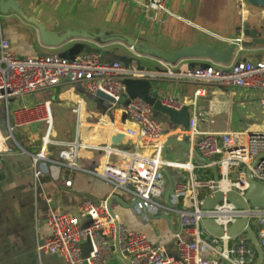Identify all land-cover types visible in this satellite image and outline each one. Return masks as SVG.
<instances>
[{
    "label": "built area",
    "instance_id": "1",
    "mask_svg": "<svg viewBox=\"0 0 264 264\" xmlns=\"http://www.w3.org/2000/svg\"><path fill=\"white\" fill-rule=\"evenodd\" d=\"M168 1L141 0V5L151 18L153 12L167 11ZM163 64L166 67L164 76L169 79L259 93L258 102L264 108V59L248 61L236 57L228 64L211 60L178 71L179 64ZM157 76L134 63L103 61L98 52L72 57L58 54L19 56L0 29V107L4 108L7 117L6 127L0 124V155L12 150L11 141L17 144L15 131L18 128L46 123L47 131L41 149L31 154L37 180L43 174L46 161H49L46 155L49 145L57 144L50 138L53 124L50 102H24L13 107V100L68 82L81 85L89 94L103 91L118 104L125 95L124 79H153ZM202 91H196L189 129L177 126L170 135L188 136L196 151L211 162L209 165L203 164V167H217L220 175L218 182L214 178L201 180L195 174L193 164H178L188 169L190 176L173 185L167 197L169 189L165 169L171 163L163 159L162 155L169 135L163 124L154 117L152 107L139 98L125 105L126 113L135 124L134 128L126 131L135 140L134 149L124 151L104 147L109 159L98 172L113 185L130 193V203L137 213L146 218L165 216L171 221L173 217L178 218L187 238L176 235L177 257L168 255L163 248L153 246L147 235L123 226L111 214L106 200L82 201L79 210L88 219V223L83 224L77 216L52 207V198L44 193L42 198L48 204L45 220L50 236L37 244V252L59 255L65 264H83L80 244L90 240L92 251L86 259L88 264H106L117 256V247L129 264H256L258 255L252 251L253 242L247 231L236 237L228 236L226 231L238 219H248L264 251V208L249 205L247 209H239L226 198L212 210H204L202 205L216 188L224 193L235 190L244 196L249 188L248 168L254 180L264 183V128L255 131L202 130L201 121L208 119L197 108V98L202 95ZM162 102L176 110L185 106L174 95L164 97ZM58 144L65 148L60 151L59 159L51 162L74 170L80 169L78 150L82 145L78 141ZM40 163L42 167H39ZM65 185L71 186L72 181L66 180ZM204 218L214 219L225 230L224 235L215 237L207 232L202 225Z\"/></svg>",
    "mask_w": 264,
    "mask_h": 264
},
{
    "label": "crops",
    "instance_id": "2",
    "mask_svg": "<svg viewBox=\"0 0 264 264\" xmlns=\"http://www.w3.org/2000/svg\"><path fill=\"white\" fill-rule=\"evenodd\" d=\"M17 1L28 15L34 16L52 30L101 29L125 33L138 40L146 37L149 32L152 36H157L163 31V26L168 19L173 17L183 19L181 11L189 6L200 4L199 1L193 0H169L167 11L151 13V19L144 11L141 0H105L100 6L103 10L100 21L108 26L105 27L92 19L85 20L83 17H78L77 24H74L71 20L67 22L64 18L57 16L60 10L65 9L67 15L73 16L76 10L78 14L84 6V0ZM176 4H179V12L175 9ZM188 22L191 23L190 20ZM115 25H119L120 28H116ZM0 29L19 56L37 57L58 54L72 57L76 54L98 52L85 51L87 48L96 46L107 57L106 60L125 58L127 61H132L141 69L158 75L150 81L152 87L159 91L161 99L174 95L189 106L190 111L194 107L196 91L202 89V95L197 98V108L208 116L206 121H201L202 130L243 131L250 130L253 124H256L259 129L264 128V123H255L253 116L248 115L249 112L260 111V114L264 116V108L258 102L259 93L215 84L166 78L164 76L166 67L163 63L155 59L139 57L121 44L100 47L88 41H73L60 48H47L41 44L37 28L13 11L7 14L1 13ZM220 41L226 42L225 39ZM215 47H223V45ZM249 58L251 59H247L248 61L261 60ZM207 62L183 61L179 63L176 71L183 67H193ZM45 101L50 102L53 118L50 138L57 144H50L48 147L46 155L49 161H46L43 174L36 180L31 154H36L41 149L43 137L47 131L46 123H35L18 128L15 131V136L18 137V139L15 137L17 144L13 146L11 143L12 150L0 155V264H65L64 259L59 255L37 252V244L50 236V229L45 220L48 204L42 198L43 193L52 198V207L77 216L83 224L88 223V219L79 210L83 200L108 202L112 199L113 212L123 226L147 235L153 246L163 248L168 255L177 257L176 235L181 234L187 238L180 227L178 218L173 217L171 223L164 219V216H160L159 220L153 217L146 218L133 209L129 198L131 195L126 189L113 185L98 174L109 159L104 147L109 146L124 151L134 149L135 140L127 135L126 131L134 128L135 124L125 111L126 104L109 103L96 95L87 93L77 83L65 82L24 98L15 99L12 106L24 102L38 104ZM228 104L230 108L233 106L242 108L236 117L232 114V108L228 114L226 107ZM154 117L159 122L164 118L170 123L166 115H162L161 119H158L155 114ZM240 118H246L244 126L242 124L237 126L235 123ZM55 121L58 122V131L55 133L57 137L52 138ZM175 128L177 126L172 124L171 128L165 129L169 135L166 140V144L169 143L166 159L171 163L165 169L167 189L185 181L190 176V171L178 164H193L195 174L200 179L208 176L209 179L214 178L210 177L208 169L203 167L204 163L196 156L195 146L192 145L188 136L170 135ZM117 134L122 135L118 141L115 139ZM73 141H78L82 145L78 150L80 169L74 170L51 162L57 161L60 151L65 148L58 144L59 142ZM42 166L43 164L40 163L39 167ZM66 180H71L72 185L66 186Z\"/></svg>",
    "mask_w": 264,
    "mask_h": 264
},
{
    "label": "water",
    "instance_id": "3",
    "mask_svg": "<svg viewBox=\"0 0 264 264\" xmlns=\"http://www.w3.org/2000/svg\"><path fill=\"white\" fill-rule=\"evenodd\" d=\"M251 6L262 8L264 10V0H245ZM13 11L19 14L25 21L35 26L38 30L40 42L47 48H60L73 41H88L94 43L100 47H105L114 44H121L130 50H132L139 57H146L160 61L161 63L176 65L183 61L188 60H202V61H216L224 64H228L233 61L238 53L244 48L250 46H264V37L257 28H252L249 22H245L243 27V36L249 40L233 39L227 46L214 47L208 44H193L179 47L177 49H165L157 45L138 40L128 34L114 31H105L101 29H72L65 30H52L45 24L40 22L34 16L28 15L21 7L17 0H0V13L7 14ZM125 85V95L120 99V104H128L131 100L142 99L146 101L153 109L155 113L166 115L170 123L176 126H181L184 129H189L191 111L189 106L185 105L182 109L176 110L163 104L160 98L159 91L152 87L150 79L147 78H126L123 81ZM100 99H103L109 103L117 104L116 100L109 94L98 91L95 94ZM122 138L121 134L115 136L116 141ZM169 143L164 147L163 159H166L167 149ZM196 156L206 165L211 162L202 157L200 153L195 151ZM257 160L252 164L255 166ZM210 169L213 172V177L216 182L219 181L220 175L218 169L214 165H210ZM249 188L244 196H241L237 191L230 190L224 193L220 189L216 188L215 191L208 195L202 208L204 210L214 209L220 202L226 198L229 202L233 203L239 209H247L249 205L256 208H264V183H260L254 180L251 176V169H247ZM172 188V187H171ZM167 197H169L170 190ZM110 199L108 206L111 214L115 216L111 207ZM170 223L169 217H165ZM202 225L211 235L215 237H222L225 233L223 227H221L214 219L204 218ZM243 231H247L253 242L252 251L258 255V262L256 264H262L264 259V251L260 244L258 236L251 228L248 219L241 218L235 221L226 231L230 237H236ZM82 250V257L84 259L83 264H88L86 259L90 256L92 246L90 240H87L80 244ZM117 256L106 264H129V261L123 258L121 251L117 247Z\"/></svg>",
    "mask_w": 264,
    "mask_h": 264
},
{
    "label": "rangeland",
    "instance_id": "4",
    "mask_svg": "<svg viewBox=\"0 0 264 264\" xmlns=\"http://www.w3.org/2000/svg\"><path fill=\"white\" fill-rule=\"evenodd\" d=\"M193 1H199L200 4L189 6L185 10L181 11L180 14L183 16V19H177V17L170 18L165 22L162 29L163 31L160 34L152 36L149 32L148 35L143 38L144 40H140H143L144 42H146L145 40L150 41L151 43H155L159 47L165 49H177L182 46L193 44H208L214 47L217 45H223L224 47L227 46L233 39L240 38L243 40H249L243 36V30L240 29L243 27L245 22H249L252 28H257L264 37V10L262 8L251 6L245 0ZM104 2L105 0H84V6L82 10L78 9V11L80 10L78 14L76 10V13L73 16L67 15L65 9L60 10L57 16L64 18V21L67 22L71 20L74 24H77V20H79L78 17H83L85 20L92 19L96 23L99 22L103 24L102 21H100L103 14V10L100 6H102ZM175 9L179 12V4H176ZM188 20H190L191 23H189ZM103 26L108 27L106 24H103ZM115 27L120 28L119 25H115ZM220 39H225L226 42H221ZM85 51H98L102 54L101 49L96 46L87 48ZM249 57L264 59V46H250L241 50L237 55L238 60L251 59ZM129 63L134 62L128 61L127 64ZM226 107L228 114H230L232 107L230 108L229 104L228 106L226 105ZM241 109L242 108L239 106H233L232 114L236 117ZM154 114L158 119H161L160 117L163 115L155 112ZM248 115L253 116V119L256 120L255 123H264V116L260 114V111L249 112ZM245 119L246 118H240L236 120L235 123L237 126L241 124L244 126L243 123L245 122ZM161 123L164 125L165 129L166 127H172V124H170L167 119L163 118ZM0 124L5 127L7 125V117L2 106L0 107ZM255 130H259V128L256 124H253L251 129L248 131ZM57 131L58 122L55 121L54 134L52 138L57 137L55 135ZM15 137L18 139L17 136ZM11 143L15 146L13 141H11ZM153 218L159 220L160 216H153Z\"/></svg>",
    "mask_w": 264,
    "mask_h": 264
},
{
    "label": "trees",
    "instance_id": "5",
    "mask_svg": "<svg viewBox=\"0 0 264 264\" xmlns=\"http://www.w3.org/2000/svg\"><path fill=\"white\" fill-rule=\"evenodd\" d=\"M79 51H80V50H79ZM101 57H102L103 61H112V60H106L107 57H106L105 55H101ZM120 60H121V61L124 60V61H122V62H128L125 58H121ZM207 172L209 173L210 177L213 176V175H212V171H211L210 169H208ZM197 173H198V172H197ZM201 180H203V181H207V180H209V176H208V177H201Z\"/></svg>",
    "mask_w": 264,
    "mask_h": 264
}]
</instances>
